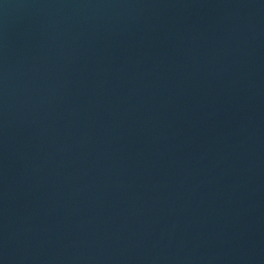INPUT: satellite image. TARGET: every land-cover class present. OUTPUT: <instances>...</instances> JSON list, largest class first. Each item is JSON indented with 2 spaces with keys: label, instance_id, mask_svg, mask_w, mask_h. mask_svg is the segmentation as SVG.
<instances>
[{
  "label": "water",
  "instance_id": "95a60500",
  "mask_svg": "<svg viewBox=\"0 0 264 264\" xmlns=\"http://www.w3.org/2000/svg\"><path fill=\"white\" fill-rule=\"evenodd\" d=\"M0 264H264V0H0Z\"/></svg>",
  "mask_w": 264,
  "mask_h": 264
}]
</instances>
